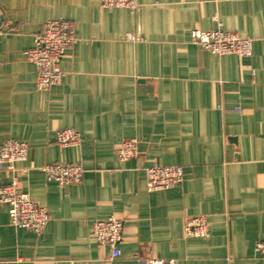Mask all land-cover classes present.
I'll use <instances>...</instances> for the list:
<instances>
[{
    "label": "crops",
    "instance_id": "0c3cea01",
    "mask_svg": "<svg viewBox=\"0 0 264 264\" xmlns=\"http://www.w3.org/2000/svg\"><path fill=\"white\" fill-rule=\"evenodd\" d=\"M139 9L101 0H0V145L24 140L18 189L51 218L41 233L10 223L0 206V264H264V0H138ZM74 24L60 84L37 87L25 51L51 19ZM227 30L252 39V55H218L191 31ZM129 34L136 35L132 40ZM62 128L78 144L56 141ZM136 139L139 156L118 150ZM83 165L62 184L47 163ZM181 165L174 188L148 189L146 169ZM14 173L0 170V186ZM205 215L207 237L185 234ZM124 223L122 254L111 257L93 223Z\"/></svg>",
    "mask_w": 264,
    "mask_h": 264
},
{
    "label": "built area",
    "instance_id": "2783aa9c",
    "mask_svg": "<svg viewBox=\"0 0 264 264\" xmlns=\"http://www.w3.org/2000/svg\"><path fill=\"white\" fill-rule=\"evenodd\" d=\"M101 6L109 10L117 7H126L133 11L139 9L138 0H101ZM129 38L137 39L134 34H129ZM191 39L218 55L235 54L239 57L252 55V39L237 32L194 29L191 31ZM76 40L73 22L64 18L46 21L35 33L33 45L25 53L27 59L37 69L39 89H48L62 82L64 73L61 69V59L66 52L73 49ZM80 140V133L73 128H62L56 133V141L64 146L78 144ZM29 151V145L24 140L9 138L0 145V170L6 169L14 173L11 183L0 186V206H8L10 223L13 226L41 233L51 218L48 208L36 203L29 193L18 189L21 170L28 172L33 167L19 169L16 164L26 161ZM139 153L136 139L125 140L118 150L121 160L136 158ZM40 168L49 179L62 184L80 183L85 172L82 164L71 161L47 163ZM146 172L150 191L174 188L185 175L181 165L156 164L148 167ZM123 231V220L114 216L98 219L93 223L94 238L98 243L110 247L112 258L122 254L120 245L123 241ZM209 232V221L205 215L192 216L185 223L187 236L207 237ZM255 250L264 258V240L256 243ZM148 264H165V261L149 259Z\"/></svg>",
    "mask_w": 264,
    "mask_h": 264
}]
</instances>
